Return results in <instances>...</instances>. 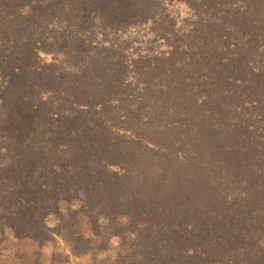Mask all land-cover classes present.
Returning <instances> with one entry per match:
<instances>
[{
	"label": "trees",
	"instance_id": "trees-1",
	"mask_svg": "<svg viewBox=\"0 0 264 264\" xmlns=\"http://www.w3.org/2000/svg\"><path fill=\"white\" fill-rule=\"evenodd\" d=\"M263 46L264 0H0V223L85 194L130 264H264Z\"/></svg>",
	"mask_w": 264,
	"mask_h": 264
},
{
	"label": "rangeland",
	"instance_id": "rangeland-1",
	"mask_svg": "<svg viewBox=\"0 0 264 264\" xmlns=\"http://www.w3.org/2000/svg\"><path fill=\"white\" fill-rule=\"evenodd\" d=\"M250 65L255 70L264 67V46ZM4 99L16 105L13 97ZM85 201V194L73 200L52 201L45 214L49 237L41 242L16 240L10 228L0 223V264H130L139 230L127 233L122 220L113 224L105 215L102 203L89 205ZM68 226L74 238L84 241L85 245L76 246L82 255L72 252ZM261 245L264 248V239Z\"/></svg>",
	"mask_w": 264,
	"mask_h": 264
}]
</instances>
